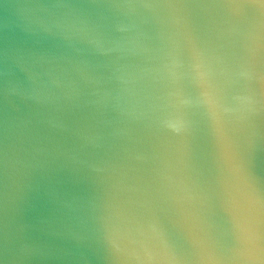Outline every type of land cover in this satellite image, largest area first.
Here are the masks:
<instances>
[{
	"label": "water",
	"instance_id": "water-1",
	"mask_svg": "<svg viewBox=\"0 0 264 264\" xmlns=\"http://www.w3.org/2000/svg\"><path fill=\"white\" fill-rule=\"evenodd\" d=\"M0 264H264V0H0Z\"/></svg>",
	"mask_w": 264,
	"mask_h": 264
}]
</instances>
